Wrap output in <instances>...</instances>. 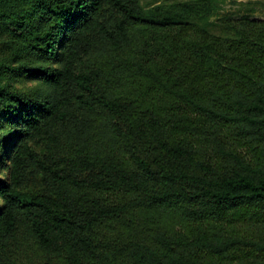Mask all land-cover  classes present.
Listing matches in <instances>:
<instances>
[{
  "label": "trees",
  "instance_id": "trees-1",
  "mask_svg": "<svg viewBox=\"0 0 264 264\" xmlns=\"http://www.w3.org/2000/svg\"><path fill=\"white\" fill-rule=\"evenodd\" d=\"M227 0H0V264H264V20Z\"/></svg>",
  "mask_w": 264,
  "mask_h": 264
},
{
  "label": "rangeland",
  "instance_id": "rangeland-1",
  "mask_svg": "<svg viewBox=\"0 0 264 264\" xmlns=\"http://www.w3.org/2000/svg\"><path fill=\"white\" fill-rule=\"evenodd\" d=\"M249 1H257V0H227L222 7L221 13L230 14V15L244 13L246 12V6L244 4ZM252 15L254 18L264 20V6L260 5L258 8L255 9Z\"/></svg>",
  "mask_w": 264,
  "mask_h": 264
}]
</instances>
